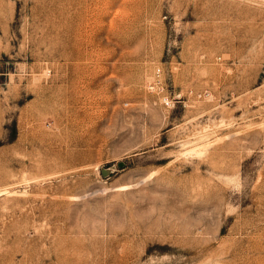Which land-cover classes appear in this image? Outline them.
Masks as SVG:
<instances>
[{"label": "rangeland", "instance_id": "374dc122", "mask_svg": "<svg viewBox=\"0 0 264 264\" xmlns=\"http://www.w3.org/2000/svg\"><path fill=\"white\" fill-rule=\"evenodd\" d=\"M0 264H264V0H0Z\"/></svg>", "mask_w": 264, "mask_h": 264}]
</instances>
